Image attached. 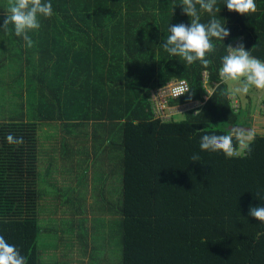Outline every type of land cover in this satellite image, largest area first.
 Wrapping results in <instances>:
<instances>
[{"label": "trees", "instance_id": "1", "mask_svg": "<svg viewBox=\"0 0 264 264\" xmlns=\"http://www.w3.org/2000/svg\"><path fill=\"white\" fill-rule=\"evenodd\" d=\"M45 2H51L54 14L41 17L40 29L29 33L33 47H26L12 25L8 32L0 28V41L7 43L0 46V67H5L0 95L26 82L22 89L32 95L33 108L40 107L39 120H69L80 127L93 120L104 129L106 122L116 125L118 131L107 136L112 142L108 159L123 173L115 207L121 215L115 225L122 233L123 264H264V224L248 215L250 206L264 205V131H256L250 154L227 158L199 147L204 134L252 125L250 118L240 122L244 111H236L222 94L228 85L220 81L218 69L227 45L237 38L264 61V0H255L257 11L246 16L217 0L215 16L231 34L224 41L213 39L207 69L199 62L186 65L161 46L171 24H190L181 0ZM6 9L7 0H0V24ZM200 15L203 23L211 18ZM205 72L213 88L210 96ZM172 79L188 81L192 101L209 98L184 112L185 119L163 121L154 116L149 98L154 88ZM21 99L16 108L25 111ZM70 99L84 109H73ZM4 101L8 106V98ZM188 102L187 94L171 99V104ZM17 119L0 122V235L27 264H42L40 128L38 121ZM9 134L23 137V144H9ZM193 154L200 156L198 162L192 161ZM55 232V239L71 236H66L71 230ZM257 234L262 235L257 239ZM51 247L61 248L57 240Z\"/></svg>", "mask_w": 264, "mask_h": 264}, {"label": "rangeland", "instance_id": "2", "mask_svg": "<svg viewBox=\"0 0 264 264\" xmlns=\"http://www.w3.org/2000/svg\"><path fill=\"white\" fill-rule=\"evenodd\" d=\"M45 42V48L51 47ZM0 43L2 48H6V42L0 41ZM4 70L5 67H0V73ZM207 81L208 79L204 77L203 83H208ZM8 83L10 86V80ZM26 84L24 82L22 87L18 86L13 92L10 87L8 95L4 97L0 95V122L23 118L22 120L25 121H38L39 124L38 171L41 201H39L38 219L41 229H44L39 243L41 263L123 264L122 233L118 230L119 223L115 225L121 216L115 207L117 208L120 201L118 190L123 181V173L121 172L120 175L118 166L111 164L108 159L111 153L109 144L112 142L107 136L112 135L111 132L115 134L118 131L116 125L106 122L109 126L105 130L104 126L100 125L102 123L93 120L85 121L82 127L69 120H39L42 118L40 107L34 109L32 95L28 94L27 89H22ZM5 89L7 90L8 87ZM260 91L264 94V90L255 88H252L250 92L257 102ZM248 96L249 94L237 96L232 100V105L238 106L237 108L235 106L236 111H240L239 109L244 111L240 122L250 117L252 125L248 127L257 131L253 127L257 125L256 119L248 114L247 108L244 109V104H246L244 98ZM30 97H32L31 101H29ZM249 97L252 101L253 98ZM7 98L8 106L4 101ZM36 98L38 99L39 96ZM168 98L169 96H162V101L165 100V104L162 103L164 110L166 109L167 118L172 116L175 120L185 119L184 112L177 108L173 111L168 108L169 106L166 105ZM20 99L25 104V111L16 108ZM11 100H17V102H10ZM70 102L73 109L78 111L84 109L80 103L71 99ZM256 107L258 108V105ZM261 110L264 114V109L261 108ZM251 114L256 113L251 111ZM97 132L103 135L102 139H99ZM117 142L115 140V146ZM101 184L105 186V189ZM61 226L63 230H71V233L66 235L67 237L71 235L67 240L69 241L68 246L65 244L67 241L55 239V235H52L55 230L63 231L62 229L57 230V227ZM83 232L85 237H83ZM79 235H82L84 239L77 238ZM55 240L61 246V252L57 251L58 248L55 250L51 247ZM70 240L74 241L70 244ZM63 251L69 255L66 257L63 254V256Z\"/></svg>", "mask_w": 264, "mask_h": 264}, {"label": "clouds", "instance_id": "3", "mask_svg": "<svg viewBox=\"0 0 264 264\" xmlns=\"http://www.w3.org/2000/svg\"><path fill=\"white\" fill-rule=\"evenodd\" d=\"M183 14L190 17V24L179 23L170 25L169 34L163 40V49L172 57H179L186 65L199 62L207 69L212 63L208 55L215 52L213 39L224 41L230 36V29L215 16L220 9L216 7L217 0H181ZM228 11L243 16L255 13V0H224ZM201 12L208 13L211 18L201 22ZM54 14L51 2L45 0H7L6 15L0 28L9 31V25L14 28L15 35L22 37L28 48L33 47L30 32L38 31L41 27L40 18H50ZM220 81L228 85L222 93L229 100L239 95H247L250 89L264 90V61L254 57L246 49L243 42L235 46L227 45V52L221 57L218 69ZM174 97L179 98L187 94L191 102L193 94L186 87V81L171 90ZM256 131L253 128L232 127L226 134H204L200 138L201 151L223 153L227 158H233L246 151L252 152ZM6 140L11 145L23 144V137H14L9 134ZM235 141V143H234ZM193 162H198L200 156L193 154ZM260 193H257V197ZM248 215L264 224V205L250 206ZM264 234V233H262ZM257 234V239L260 235ZM0 264H27L26 258L17 247L6 241L0 235Z\"/></svg>", "mask_w": 264, "mask_h": 264}, {"label": "built area", "instance_id": "4", "mask_svg": "<svg viewBox=\"0 0 264 264\" xmlns=\"http://www.w3.org/2000/svg\"><path fill=\"white\" fill-rule=\"evenodd\" d=\"M237 42H243V39L237 38L231 43V45L235 46V44ZM204 77H206L208 79V81H207L208 83H204V87L208 90L209 95H211L213 92V88L211 87V85L209 83V72H205ZM182 81H186V87L189 89L190 86H189V83L187 80H185V79H172L168 83H166L162 86H159L157 88H154L152 90L149 101L151 104L153 114L156 118H159L163 121H169V120L173 119L172 116L169 119L167 118L166 109L164 110V106H163V103L165 100L162 101L163 95L169 96V98H168L169 100L166 103V105L169 106L168 107L169 109H171L173 111V110H175V108H177V110L182 111V112H186L190 109H196L199 106H202L205 103V101L209 98V96H206L205 101L195 100V101H191V102H188L185 104H171V99L176 98L171 94V90L175 87L180 86ZM208 84H209V86H208ZM233 106H234V108H235V106H236V108L238 107L237 105H233Z\"/></svg>", "mask_w": 264, "mask_h": 264}, {"label": "crops", "instance_id": "5", "mask_svg": "<svg viewBox=\"0 0 264 264\" xmlns=\"http://www.w3.org/2000/svg\"><path fill=\"white\" fill-rule=\"evenodd\" d=\"M251 92V89L249 91V96H251L253 99L251 101L250 97H245L244 99L246 100V104H244V109L247 108V112L249 115H251L252 117H254V119H256V124L258 125H255L253 126L254 128H256V130L258 132H263L264 131V114H262V110L261 108L264 109V94L260 91V94H259V100L258 102L254 99V96ZM237 101V100H236ZM242 101V100H241ZM258 105V108L255 106ZM251 111L252 112H255L256 114H251ZM255 115V116H254ZM245 117V116H244ZM247 118H250V117H247ZM253 119V118H252ZM246 120V119H245ZM75 244V243H74Z\"/></svg>", "mask_w": 264, "mask_h": 264}, {"label": "water", "instance_id": "6", "mask_svg": "<svg viewBox=\"0 0 264 264\" xmlns=\"http://www.w3.org/2000/svg\"><path fill=\"white\" fill-rule=\"evenodd\" d=\"M232 127L252 128V127H248V126H244V125H232V126H230V128H232Z\"/></svg>", "mask_w": 264, "mask_h": 264}]
</instances>
